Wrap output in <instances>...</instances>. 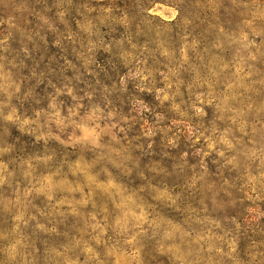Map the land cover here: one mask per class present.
<instances>
[{"label":"rangeland","instance_id":"obj_1","mask_svg":"<svg viewBox=\"0 0 264 264\" xmlns=\"http://www.w3.org/2000/svg\"><path fill=\"white\" fill-rule=\"evenodd\" d=\"M0 264H264V0H0Z\"/></svg>","mask_w":264,"mask_h":264}]
</instances>
